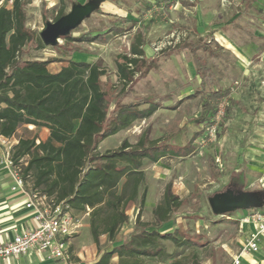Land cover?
Segmentation results:
<instances>
[{
    "label": "rangeland",
    "instance_id": "obj_1",
    "mask_svg": "<svg viewBox=\"0 0 264 264\" xmlns=\"http://www.w3.org/2000/svg\"><path fill=\"white\" fill-rule=\"evenodd\" d=\"M88 1L24 0L25 25L39 35L47 22H53L62 4L67 14L74 4ZM172 3L164 15L155 7L154 0H101L99 8L70 35L76 38L106 32L103 42L75 41L68 44L60 39L55 47L46 46L43 50L29 44L24 48L22 58L52 60L49 65L51 72L66 66V61L74 56L78 62L99 64L106 71L101 81L107 94L109 115L117 104L142 97H151L162 105L149 118L107 138L99 146L100 153L117 149L124 140L135 145L147 129L150 130V140L178 147L191 142L199 132L201 136L205 134L207 126L195 123L200 115L202 94L183 99L200 91L201 79L196 74V62L202 61L205 69L209 70V73L204 72V91L229 89L232 93L230 100L223 101L225 116L218 125L216 137L204 143L203 148L199 147L201 136L198 137L193 143V153L184 158H163L157 163L144 160L145 204L140 210L139 199L143 190L140 187L137 200L126 207L128 220L120 227L116 242H110L104 235L100 238L99 250H110L125 240L135 229L138 213L140 222H152L154 208L162 202L165 186L171 182L173 192L183 199L184 204L175 222L161 230L179 229L200 239L183 247L161 241V255L151 259L142 257L141 264H192L194 258L198 264H230L231 257L226 249L234 238V230L218 222L221 217L211 213L207 198L223 191L231 180L236 179L240 169L236 166L240 161L239 145L248 133L251 136L245 150L248 157L245 182L238 185L234 181L235 188L263 191L264 0H173ZM133 23L134 27L123 34L113 35L109 31L114 24L128 29ZM137 34L145 39L144 59L149 67L143 68L135 76L134 84L121 92L116 76V59L119 55L130 54ZM203 43L215 54L211 55L203 48L195 51L184 48ZM178 101L180 104L175 109H169ZM261 178L262 183L259 182ZM249 213L235 211L231 218H245ZM78 219L79 233L72 241V247L83 252L86 264H92L99 257L98 248L94 246L87 227L88 217ZM111 262L116 263L117 258Z\"/></svg>",
    "mask_w": 264,
    "mask_h": 264
},
{
    "label": "trees",
    "instance_id": "obj_2",
    "mask_svg": "<svg viewBox=\"0 0 264 264\" xmlns=\"http://www.w3.org/2000/svg\"><path fill=\"white\" fill-rule=\"evenodd\" d=\"M172 2L155 0L154 4L165 15ZM23 7L24 0H13L11 7L0 6V135L9 138L22 125L48 130L45 141L36 143V138L23 137L12 149L14 161L28 157L24 174L28 175L30 186L55 197L57 201H65L78 214L90 209L89 230L99 254L92 264H141L142 257L151 259L161 255V241H169L175 247L191 245L195 242L193 240L199 241L200 237H191L179 229L170 232L161 230L175 222L184 204L169 182L165 186L162 202L154 208L152 222H140L138 213L135 229L125 240L110 250H99L102 235H106L110 242H116L120 227L128 220L126 207L137 200L140 187H143L139 199L140 210L145 204L143 161L157 163L163 158L190 156L194 151L193 143L201 133L195 134L185 146L178 147L150 140V130L147 129L135 145L124 140L117 149L100 153L98 146L101 142L149 118L162 105L151 97H142L126 104H117L109 115L107 94L101 81L106 71L99 64L68 60L66 66L51 72L49 65L52 60L23 59L24 48L29 44H34L37 50L46 48L40 36L27 29ZM64 10L62 4L53 22L66 14ZM133 27L134 23L128 29L114 24L109 31L113 35H120ZM105 34L80 35L76 38L69 34L61 39L68 44L75 41L103 42ZM144 44V37L137 34L130 54L119 55L116 59V76L121 92L134 84L135 76L143 68L146 70L149 67L144 59ZM184 48L193 51L203 48L205 52L215 54L206 43ZM205 71L209 73L202 61L198 60L196 74L201 79V89L183 99L202 94L200 115L195 123L208 126L219 103L228 99L231 91L217 89L206 93ZM180 101L169 109H175ZM246 145V139L239 145L240 161L236 166L240 171L234 179L238 185L244 182L245 167L241 158ZM252 210L255 209L247 211ZM230 218L231 214H227L218 222L235 224L236 221ZM115 257L117 262L112 263ZM192 264H198L195 258Z\"/></svg>",
    "mask_w": 264,
    "mask_h": 264
},
{
    "label": "built area",
    "instance_id": "obj_3",
    "mask_svg": "<svg viewBox=\"0 0 264 264\" xmlns=\"http://www.w3.org/2000/svg\"><path fill=\"white\" fill-rule=\"evenodd\" d=\"M13 0L0 2V6H11ZM157 50V49H156ZM225 102L220 103L218 113L213 116L211 123L206 127V132L199 139V147L212 141L216 137L217 128L225 116ZM18 139L13 136L3 137L0 135V167L6 168L12 180V191H23L27 197L25 209L33 214L37 226L33 229H25L15 233L13 238L0 244V264L7 258L28 253L37 249L49 260L70 263V240L80 228L79 219L74 216L73 210L65 201H57L55 197L33 189L28 183V175L24 169L28 164V157H22L17 161L12 159V149L17 145ZM38 143V141H36ZM89 209L86 211L88 215ZM254 225V231L246 239L240 252L233 258L232 264H239L240 256L244 253H255L259 249V239L264 237V207L252 210L246 217Z\"/></svg>",
    "mask_w": 264,
    "mask_h": 264
},
{
    "label": "crops",
    "instance_id": "obj_4",
    "mask_svg": "<svg viewBox=\"0 0 264 264\" xmlns=\"http://www.w3.org/2000/svg\"><path fill=\"white\" fill-rule=\"evenodd\" d=\"M80 58H83V57H80ZM70 60L75 61V56L73 57V59H70ZM75 62H78V61H75ZM230 96L228 99H224V100H230ZM21 131L25 133L22 134ZM48 135H49V132L45 128H36L33 125H22L17 129L14 137L17 139L23 138V137L29 138V139L36 138V141L39 142V141H45ZM250 136H251V133H248L243 138V140L246 139V142H247L246 148L248 147ZM99 146H98V150H99ZM246 148L244 149V154L241 158L242 159L241 161L244 162V167H245L244 168V182H245V169H246V164H247L246 160L248 158L247 156H245ZM1 155H2V150H0V158H1ZM238 174L239 172L237 173V175ZM259 182L262 183L263 178L259 179ZM262 186L264 189L263 184ZM11 187H12V180H11L8 170L6 168L0 167V244L10 241L15 235V233L17 232H20L25 229H33L37 226V223L33 219L32 212L25 209L24 207V204L27 199L25 193L20 190L12 191ZM89 213H90V209H89ZM89 213L88 215H86V212L78 214L75 211H73L74 216H76L77 218L88 217V226H87L88 230H89ZM230 219L236 221V223L233 225H226L227 228L233 229L234 234H235L234 238L230 240L229 246L226 249L227 252L229 253V256L231 257L230 264H232L233 258L240 252V248L243 246L246 239H248L249 236L253 233L254 225L252 222L246 220V217L245 218L232 217ZM76 235L70 240V254H71L70 263L71 264H86L85 263L86 259L84 257L83 252L80 249H76V248L73 250L72 241L75 240ZM93 244L94 246H96L94 242ZM99 245H100V242H99ZM258 245H259V249L257 252L242 254L239 259L240 261L239 264H264V237H261L259 239ZM72 257L75 258V261H72L73 260ZM2 264H62V263L58 261H54V260H49L45 258L44 255L40 253L37 249H32L26 254L7 258L4 261H2Z\"/></svg>",
    "mask_w": 264,
    "mask_h": 264
},
{
    "label": "water",
    "instance_id": "obj_5",
    "mask_svg": "<svg viewBox=\"0 0 264 264\" xmlns=\"http://www.w3.org/2000/svg\"><path fill=\"white\" fill-rule=\"evenodd\" d=\"M101 0H89L85 4H74L70 11L54 22H47L39 36L46 46L55 47L62 37L76 29L81 22L99 8ZM211 213L223 217L235 211H247L264 207L263 191L238 190L230 181L223 191L207 198Z\"/></svg>",
    "mask_w": 264,
    "mask_h": 264
}]
</instances>
